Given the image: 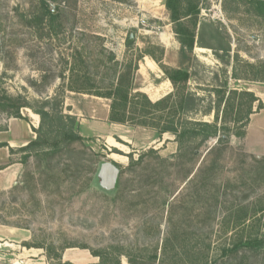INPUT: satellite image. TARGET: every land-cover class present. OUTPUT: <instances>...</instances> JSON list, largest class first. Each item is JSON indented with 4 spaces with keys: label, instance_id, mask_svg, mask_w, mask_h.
<instances>
[{
    "label": "rangeland",
    "instance_id": "obj_1",
    "mask_svg": "<svg viewBox=\"0 0 264 264\" xmlns=\"http://www.w3.org/2000/svg\"><path fill=\"white\" fill-rule=\"evenodd\" d=\"M42 1L59 12L53 28L33 22ZM195 1L196 36L201 25L212 26L201 32L205 45H195L186 65L185 92L200 99L188 118L213 123L214 113L205 112L217 102L216 89L227 97L229 91L255 95L253 85L264 86L244 80L255 72L246 64L264 63V21L248 0ZM163 2L0 0V93L31 105L62 100L82 138L52 155L30 154L25 162L19 147L8 157L0 154V264H97L89 250L110 246L142 263L156 252L164 264H264L261 117L252 119L243 138L231 135L226 144L211 139L179 152L171 134L158 137L153 129L109 123L110 101L92 95L109 89L115 72L134 65L139 52L179 68V44ZM214 30L227 51L209 38ZM130 34L134 40L127 45ZM145 59L154 63L152 73L143 69ZM137 64L133 86L152 102L174 92L149 56ZM247 105L244 98L239 111L235 105L227 113L230 127L246 118ZM20 114L37 120L38 128L31 110ZM13 120L0 111V136ZM24 132V123L12 126L13 136ZM105 162L119 166L113 193L98 188L96 175ZM254 238L262 241L255 250L239 245ZM41 247L52 248L50 257ZM54 254H61V263Z\"/></svg>",
    "mask_w": 264,
    "mask_h": 264
},
{
    "label": "trees",
    "instance_id": "obj_2",
    "mask_svg": "<svg viewBox=\"0 0 264 264\" xmlns=\"http://www.w3.org/2000/svg\"><path fill=\"white\" fill-rule=\"evenodd\" d=\"M183 2H186L184 7L182 6ZM246 3L250 11L264 21V0H248ZM163 5L169 13L173 33L179 44L180 66L179 68L165 67L161 65L160 60L155 59L147 52L145 55L139 52L137 60L140 61L144 56H149L159 65L174 92L152 102L145 93L136 89L133 82L135 73L139 69L137 61L134 65H131L130 62L126 66H121L115 72V78L110 88L105 92L97 91L92 95L110 101L109 123L153 129L158 137L167 133L171 134L174 136L179 152L192 145L198 148L211 139H217L219 144H226L231 135L236 138H243L245 136L244 129L248 125L250 115L253 114V105L257 103L256 112L264 109L262 102L251 92L229 91L228 96L225 97V90L216 89L217 102L214 107L209 106L205 112V115L214 113V122L208 123L188 118L189 114L197 111L200 99L195 94L185 92L190 79L186 65L192 59L195 45L200 47L205 45L200 40L202 38L201 32L212 25H201L198 36H196L199 8L195 0H164ZM32 19L34 23L39 25L46 21L48 26L53 28L59 20V12L53 13L48 5L42 1L38 14L34 15ZM208 34L211 40L217 42L219 49L224 52L227 51L222 47L221 39L216 30L209 31ZM246 68L255 72H253L252 78L246 77L244 80L264 82V63H260L258 66L246 64ZM233 78L239 79L236 75H233ZM69 91L77 92V90L72 89ZM237 98L239 104L235 103ZM244 98L248 102L247 116L244 120L238 118L233 120V126L230 127L227 124L226 115L229 111H234L235 105L239 111ZM23 108L31 110L39 117V126L37 129H33L36 137L18 149L19 152L24 153L23 162L27 160L30 154L52 155L58 153L63 147L82 140L77 133L76 117L63 113L62 100L53 97L36 101L34 105H31L21 97H11L5 93H0V111L6 113L8 117L27 121V118L20 114V110ZM219 113L223 116L220 122L218 120ZM238 128L239 130H237ZM0 148H7L10 153L13 152V149L9 148L6 143H0ZM112 164L117 168L119 167L115 163ZM239 245L255 250L262 245V241L257 238L248 239L240 242ZM41 249L46 252L47 258L53 251L51 247H41ZM89 252L92 257L98 259L97 264H121L120 257L124 256L121 254V249L114 246L102 250H89ZM54 257L58 263H61V254H54ZM124 257L128 264H164L163 258L158 256L156 252L148 263L137 262L126 255ZM203 264H207V261H204Z\"/></svg>",
    "mask_w": 264,
    "mask_h": 264
},
{
    "label": "crops",
    "instance_id": "obj_3",
    "mask_svg": "<svg viewBox=\"0 0 264 264\" xmlns=\"http://www.w3.org/2000/svg\"><path fill=\"white\" fill-rule=\"evenodd\" d=\"M154 66L155 65L152 61H150L148 59L144 60L143 69L145 71H150L152 73ZM140 71H141V67L138 69L137 73H139ZM167 83H163V84H161V86L163 85L164 87H166ZM260 87H264V86L258 87V86L253 85L252 91H254L255 96L258 97L262 101V103L264 104V92L257 90ZM149 99L152 100L150 97H149ZM258 117L259 118L261 117L258 128L264 134V110H260V111L256 112L255 109H253V114L250 115L248 125L245 128V136L247 134V131L249 129V126H250L252 119L258 118ZM26 118H27V121L26 120H20V119H14L13 120L14 123L12 124V126H13L15 123H18V122L24 123V131L25 132H24V135L22 137L13 136L11 133L12 126H9L7 131L1 132L3 134H1V136H0V143H6L9 146V148L13 149L14 147H19V148L24 147L25 145L28 144L29 141L33 140L34 139L33 137L35 135L33 132V129H36V124L38 122H37V120L30 118V115L26 116ZM114 125L117 126V124H114ZM0 154L5 155V157H8L9 150L7 148H0ZM258 157L264 158V152L262 154H259ZM93 258L94 257H91L92 261L94 262L95 258L94 259ZM121 264H122V262H121ZM126 264H128V263L126 262Z\"/></svg>",
    "mask_w": 264,
    "mask_h": 264
},
{
    "label": "water",
    "instance_id": "obj_4",
    "mask_svg": "<svg viewBox=\"0 0 264 264\" xmlns=\"http://www.w3.org/2000/svg\"><path fill=\"white\" fill-rule=\"evenodd\" d=\"M133 40L134 37L132 34H130L126 42L127 45L132 44ZM118 174L119 169L111 162L102 163L96 175V180L98 181V188L106 193L115 191Z\"/></svg>",
    "mask_w": 264,
    "mask_h": 264
},
{
    "label": "bare ground",
    "instance_id": "obj_5",
    "mask_svg": "<svg viewBox=\"0 0 264 264\" xmlns=\"http://www.w3.org/2000/svg\"><path fill=\"white\" fill-rule=\"evenodd\" d=\"M199 51H203V50L202 49L201 50L199 49Z\"/></svg>",
    "mask_w": 264,
    "mask_h": 264
}]
</instances>
